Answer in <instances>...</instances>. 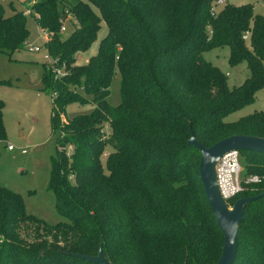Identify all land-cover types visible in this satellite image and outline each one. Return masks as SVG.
<instances>
[{
  "label": "trees",
  "instance_id": "obj_1",
  "mask_svg": "<svg viewBox=\"0 0 264 264\" xmlns=\"http://www.w3.org/2000/svg\"><path fill=\"white\" fill-rule=\"evenodd\" d=\"M21 2L39 16L37 27L49 35L42 46L66 71L54 80L43 65L41 77L56 96L50 128L58 134L46 189L64 221L48 225L26 214L21 197L0 187V264H92L76 255L98 252L106 264H215L222 235L198 178L199 153L187 140L191 134L208 148L230 136L264 139V111L226 120L264 87V19L229 2L210 17L211 0ZM11 4L8 15L0 4V53L9 55L28 36L26 17ZM67 17L74 27L61 38ZM100 23L106 33L95 54L71 66ZM224 47L230 65L244 62L249 72L237 89L202 57ZM114 75L120 102L110 107ZM78 88L93 110L60 126L64 106L81 100ZM1 109L0 102L3 140ZM239 155L264 166V155ZM246 170L260 181L235 200L264 193V167L247 163ZM232 264H264V197L243 207Z\"/></svg>",
  "mask_w": 264,
  "mask_h": 264
},
{
  "label": "rangeland",
  "instance_id": "obj_2",
  "mask_svg": "<svg viewBox=\"0 0 264 264\" xmlns=\"http://www.w3.org/2000/svg\"><path fill=\"white\" fill-rule=\"evenodd\" d=\"M21 1L13 0L12 7L15 10H20L23 6ZM229 4L250 6L254 15L264 19V0H229ZM2 8L4 14L8 15L10 12L9 3H2ZM25 26L28 33L25 40L41 46L38 38L39 28L30 18H25ZM99 26L100 29L94 43L86 52L76 53L71 66H82L89 57L95 54L98 41L106 33L104 24L100 23ZM73 27L72 20L68 19L63 22L61 38L67 37ZM44 54V46L36 53H29L22 47L10 55L0 53L1 124L4 133V139L0 140V187L21 197L26 214L32 215L48 225H54L64 219L55 212L53 195L46 189L58 134L50 128L53 103L50 88L44 87L41 79L42 56ZM202 57L223 76L227 73L224 78L226 86L230 90L241 87L249 77L244 62L230 65L228 62L229 51L226 47L208 50L202 54ZM76 94L81 100L72 101L64 106L63 114L58 117L60 126H64L66 120L92 112L91 96L81 88L76 90ZM106 101L110 107H115L120 102L117 75H114L110 82ZM254 111H264V87L254 93L250 105L229 115L226 120L233 121L237 119L238 115ZM7 145L13 148L12 151L6 149ZM101 163H104V158H101ZM247 163L252 166L264 167L250 156H240V178L243 181V188L239 193L250 188L245 181L254 174L247 172ZM237 196L234 200L241 195Z\"/></svg>",
  "mask_w": 264,
  "mask_h": 264
},
{
  "label": "water",
  "instance_id": "obj_3",
  "mask_svg": "<svg viewBox=\"0 0 264 264\" xmlns=\"http://www.w3.org/2000/svg\"><path fill=\"white\" fill-rule=\"evenodd\" d=\"M187 145L199 153L198 178L215 223L222 235V247L215 264H232L236 253L237 226L242 221L243 207L264 197V193L236 200L228 210L218 195L214 180L216 161L229 151L253 152L264 155V139L248 136H230L208 148L202 147L190 134ZM92 264H106L100 252L96 256L76 255Z\"/></svg>",
  "mask_w": 264,
  "mask_h": 264
},
{
  "label": "built area",
  "instance_id": "obj_4",
  "mask_svg": "<svg viewBox=\"0 0 264 264\" xmlns=\"http://www.w3.org/2000/svg\"><path fill=\"white\" fill-rule=\"evenodd\" d=\"M13 0H0V4L2 3H12ZM17 1V0H14ZM229 0H211V4L209 7V16L214 17L216 12L222 8L225 4H227ZM19 4V3H18ZM22 15L26 18H30L37 27V20L39 16L37 14L31 13L28 9L21 7ZM69 19V17H67ZM38 28V27H37ZM62 30V27H61ZM40 34L38 35L39 41L41 42V46H37L35 43H30L27 40H24L21 44V47L25 49L29 53H36L42 47V45L46 44L49 40V35L44 30H40ZM210 34V32H209ZM248 32H245L241 37L243 41H246ZM43 65H45L46 69L50 72L53 79L56 80L65 76L66 71L63 63H59L57 58H52L49 56L46 51L42 56ZM56 96L54 93H51V98L54 99ZM8 151H12V147L10 145L6 146ZM240 155L238 151H229L224 153L215 163L214 165V180L215 186L218 192L219 197L224 202L227 209L231 208L230 201L242 190L243 181L240 178V166H239ZM263 179V178H262ZM260 180L256 176H250L245 183L246 184H256Z\"/></svg>",
  "mask_w": 264,
  "mask_h": 264
},
{
  "label": "crops",
  "instance_id": "obj_5",
  "mask_svg": "<svg viewBox=\"0 0 264 264\" xmlns=\"http://www.w3.org/2000/svg\"><path fill=\"white\" fill-rule=\"evenodd\" d=\"M87 60H88V59H87ZM87 60H86V61H87ZM86 61H85V63H86ZM85 63H84V64H85ZM225 76H227V73L225 74Z\"/></svg>",
  "mask_w": 264,
  "mask_h": 264
}]
</instances>
